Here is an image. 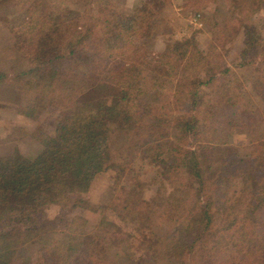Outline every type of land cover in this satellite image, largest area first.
Instances as JSON below:
<instances>
[{
  "label": "trees",
  "instance_id": "obj_1",
  "mask_svg": "<svg viewBox=\"0 0 264 264\" xmlns=\"http://www.w3.org/2000/svg\"><path fill=\"white\" fill-rule=\"evenodd\" d=\"M16 1L0 0V7ZM167 1L147 0L137 6L135 16L115 26H141L152 16L149 36L156 11ZM65 2L30 0L24 8L21 42L34 62L17 76L38 93L30 105L18 109L40 116L49 105L59 112L53 131L40 127L32 133L41 145L35 153L16 149L0 155V264H118L111 251L119 247L106 228L117 219L120 231L131 224L140 231L153 215L171 227L143 236L144 252L129 253L125 264H264V178L258 166L264 158L256 157L264 145L252 139L245 152L253 173L246 172L244 157L228 152V129L247 126L250 131L257 124V111L242 106L241 91L226 80L229 69L223 71L221 62L211 60L213 52L192 50L182 39L168 43L157 58L107 60L100 70L97 64L104 61H97L96 45L110 52L115 19L105 14L101 21L92 18L81 26L83 17ZM231 3L241 13L264 11V0ZM129 28L124 27L137 34L130 23ZM246 34L239 63L251 69L247 80L258 89L255 74L264 69V40L257 27ZM148 66L153 72L145 75L142 70ZM168 67L178 80L167 97L154 90L150 75L170 76ZM2 77L0 73V81ZM170 127L174 134L157 132ZM117 134L123 152L134 149L135 156L160 148L163 168L155 195L147 198L138 180L128 193L122 187L126 193L118 198L119 207L108 210V204L94 205L84 195L99 173L126 170L110 160ZM161 137L166 143L158 141ZM140 138L147 140L141 143ZM87 210L104 216L91 224ZM29 242L38 247L35 255Z\"/></svg>",
  "mask_w": 264,
  "mask_h": 264
},
{
  "label": "rangeland",
  "instance_id": "obj_2",
  "mask_svg": "<svg viewBox=\"0 0 264 264\" xmlns=\"http://www.w3.org/2000/svg\"><path fill=\"white\" fill-rule=\"evenodd\" d=\"M28 1L30 0H17L13 6L11 3L8 6L0 7V73L3 76L0 81V155L2 156L12 154L16 149L25 155L35 153L41 145L31 136L32 133L40 127L47 132L53 131L54 119L57 118L59 112L49 105L40 116L37 112L31 116L24 115L18 109L23 104L30 105L38 93L36 88L25 85L21 81L22 78L17 76V73L25 68L26 64L32 65L31 62H34L31 53L27 49H23L25 46L21 42L24 38L21 37V33L25 31L27 22L24 8ZM146 1L92 0L91 3L90 0H66L65 3L73 6L81 14L80 17H83L80 20L81 26L87 22H92L94 19L102 20L105 14L115 19L114 27L111 29L113 42H111L112 49L110 52H107L105 47L98 48L99 45H96L100 51L97 61L99 59L101 63L104 61L102 64L100 62L97 64L100 70L103 65H107V60L129 61L134 56L139 62L147 61L150 59L149 57L157 58L161 53L167 51L168 43L182 39L188 40L192 50H201L205 53L213 52L211 60L221 62V70L229 69V72H224L226 80L232 82L236 91H241L238 94L239 97H242L240 104L246 108H254L255 112L257 111L255 113L257 124L252 126V130L249 131L247 126H233L227 130L226 141L230 147L232 146L228 152L232 155L236 152L240 156L234 154L235 156L244 157L246 172L253 173L252 161L248 159L245 152L248 155V146L252 143V139L264 145V69H260L255 74L261 82L258 90L247 80L252 72L250 68L240 66L239 53L246 42V32L249 27H257L262 32L261 37L264 40V11L253 12L256 14L241 13V11L233 9L232 0H168L161 11H156L153 19L155 24L149 36L145 35L148 33V24L152 21L151 15L141 26L131 22H128L127 25L122 23L120 28L115 26V24L119 25V21L123 22V18L135 16L137 6H142ZM16 4L19 5L18 10H16ZM123 15L127 16L124 17ZM8 17L10 19H7ZM92 18L94 19L91 21ZM129 23L131 30L137 34L132 35L128 30L130 29ZM124 27L128 29H124ZM102 36L105 38L104 34ZM107 53H109L108 56H105ZM106 57L108 58L106 59ZM167 69L170 76H165L162 72H159L157 76H150L154 78L153 81L156 83L154 90L168 97L174 93L178 78L173 76L174 72L171 68L168 67ZM196 69L198 68L196 67ZM193 70L195 71L194 68ZM142 71L145 75L153 72L150 66L145 67ZM171 105L176 110L175 105L173 103ZM167 129L161 128L157 132L165 135L167 133L174 134L172 127ZM117 131L121 133V130ZM219 131H225V128ZM219 131L215 134H220ZM147 137L150 138V136ZM113 138L110 160L126 167V170L118 173L111 169L99 173L89 191L84 195L88 202L94 205L108 204V210L114 209L116 206L119 207L118 198L122 196V193H126L122 187H127L128 193L131 184L138 180L142 183L138 187L144 189L147 198L155 195L160 187V174L163 168L158 161L161 156L157 155L161 151L160 148L152 151L150 155H143L139 152L135 156L136 150L134 149L123 152L121 134H117ZM140 139L141 143L147 140L146 138ZM167 139L171 140L169 137ZM158 141L163 144L167 140L161 137ZM172 141H174L173 138ZM149 145L151 144L149 143ZM164 155L166 157L167 154ZM256 157L264 158V146L260 148ZM258 166L263 168L262 176L264 178V162ZM254 175L259 178L258 174ZM85 215L89 218V222L94 223V225L104 216L100 212L95 213L90 210H87ZM115 222L110 223L106 231L110 241H116L119 247L117 251L115 249L111 251L116 262L119 261L118 264H125V262L130 261L129 253L139 255L144 252L145 247L141 246L143 236L150 235L151 232L159 233V229H164L167 226L171 227L170 222L162 220L158 215H153L147 224L148 227L139 229L140 231L132 224L130 227L123 225L124 230L120 231L119 220L115 219ZM27 245L32 254L35 255L38 250L35 242H29ZM74 264H81V262Z\"/></svg>",
  "mask_w": 264,
  "mask_h": 264
}]
</instances>
